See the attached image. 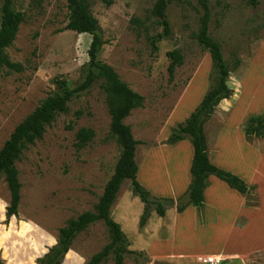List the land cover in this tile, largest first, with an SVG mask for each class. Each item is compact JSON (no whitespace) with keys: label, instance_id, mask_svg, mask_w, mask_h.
<instances>
[{"label":"rangeland","instance_id":"obj_1","mask_svg":"<svg viewBox=\"0 0 264 264\" xmlns=\"http://www.w3.org/2000/svg\"><path fill=\"white\" fill-rule=\"evenodd\" d=\"M156 1L89 0L103 40L99 59L145 98L144 107L133 110L124 121L140 142L136 150L139 167L150 149L168 145L166 141L177 125L172 123V114L189 84L196 77L207 88L212 73L210 54L196 40L203 15L198 0H168L166 14L172 32L168 38H160L154 49L152 36L163 30L154 13ZM2 5L0 0V24ZM12 7L24 14V22L7 52L24 70H0V150L17 125L45 99L62 93L58 81L65 80L73 89L85 80L92 41L90 34L67 28L68 0H12ZM210 9L209 32L221 44L231 70L228 81L234 90L233 99L251 67L257 70L256 75L264 76V0H210ZM173 49L182 52L184 62L170 81L167 52ZM238 61L240 65L235 68ZM101 84L98 80L73 98L68 112L58 115L43 137L22 151L16 162L22 185L19 215L7 222L10 192L0 173V255L6 264H38L37 259L56 243L58 230L68 220L93 210L114 174L122 147L111 134V114ZM254 101L251 94L243 103ZM263 112L264 107H258L247 119ZM82 127L94 129L96 137L77 149L76 133ZM259 142L254 138L252 143L257 146ZM150 168L147 165L145 170ZM257 196V190L249 195L253 199ZM149 210H155L154 205ZM143 212L144 204L126 180L111 208L112 218L132 243L129 249L133 253L125 255L124 264H173L164 257L133 250L141 249L144 240L139 235ZM176 215L175 206H170L166 220L174 227ZM209 237L205 232L201 239ZM110 241L107 227L99 221L78 235L63 264H85ZM202 262V257L192 259V264ZM105 264H114L113 257Z\"/></svg>","mask_w":264,"mask_h":264},{"label":"trees","instance_id":"obj_2","mask_svg":"<svg viewBox=\"0 0 264 264\" xmlns=\"http://www.w3.org/2000/svg\"><path fill=\"white\" fill-rule=\"evenodd\" d=\"M203 9L200 31L196 34L198 44L206 50L211 57L212 73L210 86L200 104L190 116L177 124L171 131L166 144L169 146L188 139L194 148L191 165L192 180L187 191L178 198H157L144 187L138 180L139 166L136 161V150L140 143L134 136L131 126L124 121L135 109L144 107L145 98L134 91L126 82L122 81L116 70L99 59L103 46L100 36V24L91 11L89 0H68L70 12L67 28L79 34L88 33L92 41L88 50L89 71L85 80L73 89L67 87V82H57L62 93H55L45 99L30 115L17 125L9 139L0 150V173L4 176L10 192V203L6 208V222L13 216L19 215L21 200V182L16 162L22 151L37 140L41 139L56 117L68 112L69 103L82 92L89 90L98 80L102 81L101 87L106 92L107 103L111 114V134L117 137L122 147L120 158L115 167V172L106 184L104 192L93 210H88L78 217L67 221L64 227L58 230L56 243L48 252L37 259L38 264H63L71 250L75 239L80 233L91 225L102 221L107 227L111 241L100 251L93 254L85 264H105L113 257L114 264H124L125 255L133 253L129 249L130 242L121 228L111 216V208L116 201L122 184L129 180L132 191L144 204V212L140 225L144 226L150 217V206L160 217L166 215L170 206H175L178 213L184 212L189 206L202 208L205 204L204 192L209 186V177L216 176L225 182L231 189L241 194L253 195L257 190L255 185L248 184L240 176L219 168L210 161L208 143L205 134V124L212 118L217 106L225 99H230L234 90L229 84L230 68L226 63L222 46L210 35V0H198ZM168 0H157L154 6L155 16L162 26V32L152 36L151 43L157 49L160 38L171 35V26L167 18ZM2 20L0 24V70L7 69L8 73L22 72L24 66L10 59L7 49L13 45L18 35L20 25L24 22V14L12 7V0H3L1 8ZM138 21V20H136ZM170 59L168 66L169 79L172 81L175 71L184 62V56L179 49L167 52ZM240 61L235 64V68ZM243 132L248 138L264 139V112L260 115L250 116L243 126ZM96 137L92 128L82 127L76 133L75 145L83 149ZM12 217V218H13ZM11 218V219H12ZM0 264H6L0 255Z\"/></svg>","mask_w":264,"mask_h":264},{"label":"crops","instance_id":"obj_3","mask_svg":"<svg viewBox=\"0 0 264 264\" xmlns=\"http://www.w3.org/2000/svg\"><path fill=\"white\" fill-rule=\"evenodd\" d=\"M255 73L257 70L251 67L242 87L236 89L239 94L217 106L205 124V134L210 161L255 185L257 198L231 189L212 175L202 208L190 206L182 213L176 211L175 227L166 220L167 212L160 217L153 210L139 230L144 239L141 249L132 248L134 251L164 257L173 264H192L194 257L205 259L206 255L219 256L231 264H264V139L258 138L262 142L257 147L252 143L257 137L248 138L242 130L249 114L264 107V76ZM208 89L195 77L173 112L172 123L186 120ZM251 94L256 101L245 105L244 100ZM257 100L260 102L255 104ZM193 156L194 148L188 139L173 146L161 144L147 152L138 180L152 195L178 198L191 183ZM147 165L151 166L149 170H145ZM154 215L159 218L154 220ZM205 232H209V239H201Z\"/></svg>","mask_w":264,"mask_h":264},{"label":"built area","instance_id":"obj_4","mask_svg":"<svg viewBox=\"0 0 264 264\" xmlns=\"http://www.w3.org/2000/svg\"><path fill=\"white\" fill-rule=\"evenodd\" d=\"M203 262L205 264H223L224 260L223 258L219 256L212 255V256H208L207 258L203 259Z\"/></svg>","mask_w":264,"mask_h":264}]
</instances>
